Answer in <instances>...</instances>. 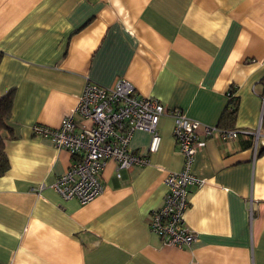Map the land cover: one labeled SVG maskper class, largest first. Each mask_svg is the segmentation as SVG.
<instances>
[{
	"label": "crops",
	"instance_id": "crops-1",
	"mask_svg": "<svg viewBox=\"0 0 264 264\" xmlns=\"http://www.w3.org/2000/svg\"><path fill=\"white\" fill-rule=\"evenodd\" d=\"M120 77L201 124L264 131V0H0V98H12L0 264H264V145L252 134L223 140L200 128L192 170L206 182L189 186L197 240L183 248L149 227L168 172L185 160L168 112L155 151L152 133L131 137L148 164L109 159L103 192L86 204L53 189L73 156L33 125L59 127L88 80Z\"/></svg>",
	"mask_w": 264,
	"mask_h": 264
},
{
	"label": "built area",
	"instance_id": "built-area-1",
	"mask_svg": "<svg viewBox=\"0 0 264 264\" xmlns=\"http://www.w3.org/2000/svg\"><path fill=\"white\" fill-rule=\"evenodd\" d=\"M233 95L230 93L231 98ZM167 112L174 118L173 135L185 160L181 170L168 172L163 204L151 211L149 227L164 244L180 248L190 245L197 240V234L185 219L189 186H202L206 182L192 170L202 144L200 128L207 137L218 136L223 140L235 139L240 133L252 134L257 148L260 142L264 145L261 125L251 132L201 124L186 116L180 108L168 109L158 98L142 96L125 78H118L112 86L88 80L76 108L63 117L59 127L39 123L32 127L34 135L51 140L56 147L73 156L69 167L53 183V189L64 200L76 199L86 204L103 192L101 174L109 159L116 162L118 169L148 164L147 155L131 149V137L136 130L152 133L149 151H155L159 143L157 126ZM76 114L90 120L91 126L78 125Z\"/></svg>",
	"mask_w": 264,
	"mask_h": 264
},
{
	"label": "trees",
	"instance_id": "trees-1",
	"mask_svg": "<svg viewBox=\"0 0 264 264\" xmlns=\"http://www.w3.org/2000/svg\"><path fill=\"white\" fill-rule=\"evenodd\" d=\"M232 102L233 103L235 102L234 97H232ZM11 105H12L11 96H4L0 98V175L5 174L9 169V160L7 153L5 151V144L2 135V130L7 127V120L10 116Z\"/></svg>",
	"mask_w": 264,
	"mask_h": 264
}]
</instances>
